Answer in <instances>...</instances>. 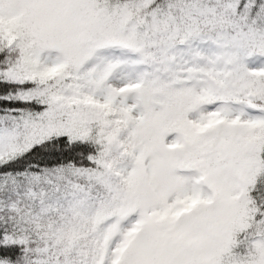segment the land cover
Instances as JSON below:
<instances>
[{
    "label": "snow or ice",
    "instance_id": "1",
    "mask_svg": "<svg viewBox=\"0 0 264 264\" xmlns=\"http://www.w3.org/2000/svg\"><path fill=\"white\" fill-rule=\"evenodd\" d=\"M0 264H264V0H0Z\"/></svg>",
    "mask_w": 264,
    "mask_h": 264
}]
</instances>
